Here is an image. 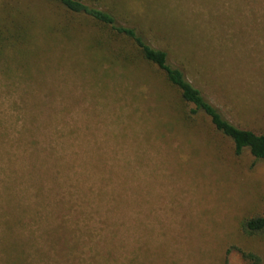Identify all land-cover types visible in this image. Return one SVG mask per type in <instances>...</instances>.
I'll list each match as a JSON object with an SVG mask.
<instances>
[{"label":"rangeland","instance_id":"374dc122","mask_svg":"<svg viewBox=\"0 0 264 264\" xmlns=\"http://www.w3.org/2000/svg\"><path fill=\"white\" fill-rule=\"evenodd\" d=\"M85 2L264 133V0ZM111 47L57 2L0 0V264H264V230L238 228L264 214V160Z\"/></svg>","mask_w":264,"mask_h":264},{"label":"trees","instance_id":"16d2710c","mask_svg":"<svg viewBox=\"0 0 264 264\" xmlns=\"http://www.w3.org/2000/svg\"><path fill=\"white\" fill-rule=\"evenodd\" d=\"M51 1L59 3L69 15L83 17L91 23L112 45L113 56L124 64L137 60L153 66L165 85L177 94L180 105L177 108L178 115L185 123L200 118L214 133L231 142L234 154L246 150L255 160H264V133L237 126L226 118L201 89L187 78L184 69L169 61L165 49L152 46L138 29L122 24L109 10L89 5L85 0ZM238 228L247 235L260 233L264 230V214L243 217ZM64 244L65 241L60 246V252L64 251ZM242 255L251 259L253 264L258 261L252 252H242Z\"/></svg>","mask_w":264,"mask_h":264}]
</instances>
